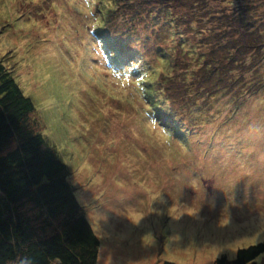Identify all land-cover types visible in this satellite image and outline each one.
<instances>
[{
	"label": "rangeland",
	"instance_id": "374dc122",
	"mask_svg": "<svg viewBox=\"0 0 264 264\" xmlns=\"http://www.w3.org/2000/svg\"><path fill=\"white\" fill-rule=\"evenodd\" d=\"M99 7L0 0V56L68 164L101 241L97 264H212L264 242V93L235 120L229 107L217 121L206 113L196 129L213 144L126 115L123 77L108 71L87 27Z\"/></svg>",
	"mask_w": 264,
	"mask_h": 264
},
{
	"label": "trees",
	"instance_id": "16d2710c",
	"mask_svg": "<svg viewBox=\"0 0 264 264\" xmlns=\"http://www.w3.org/2000/svg\"><path fill=\"white\" fill-rule=\"evenodd\" d=\"M98 1L87 27L108 71L123 77L126 115L213 144L196 129L206 113L217 121L229 107L235 120L264 93V0ZM43 129L0 56V264H97L100 238ZM262 253L258 242L212 264H258Z\"/></svg>",
	"mask_w": 264,
	"mask_h": 264
}]
</instances>
